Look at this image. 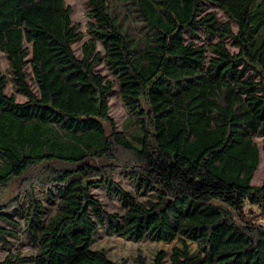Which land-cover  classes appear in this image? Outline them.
Listing matches in <instances>:
<instances>
[{
    "label": "trees",
    "instance_id": "1",
    "mask_svg": "<svg viewBox=\"0 0 264 264\" xmlns=\"http://www.w3.org/2000/svg\"><path fill=\"white\" fill-rule=\"evenodd\" d=\"M87 3L84 38L66 0H0V54L25 99L0 69V264H123L94 246L102 234L177 241L171 264H264V226L244 221L264 206V0ZM23 236L33 253L12 249Z\"/></svg>",
    "mask_w": 264,
    "mask_h": 264
},
{
    "label": "rangeland",
    "instance_id": "2",
    "mask_svg": "<svg viewBox=\"0 0 264 264\" xmlns=\"http://www.w3.org/2000/svg\"><path fill=\"white\" fill-rule=\"evenodd\" d=\"M66 1L67 4L72 9L73 22L78 25L80 31L84 34V38H87V25L90 21H92L91 17H89L88 15L90 8L88 6L87 0H66ZM114 4L115 2H113V5ZM211 11H214V9L211 8ZM119 16H121V13L119 14ZM219 17L221 23H230L233 31L237 33L238 26L235 22L229 20L228 18H226L221 14L219 15ZM84 41L85 39L73 45L75 54L78 58L82 57V45ZM227 47L231 53H238L239 51V49L236 47L234 40H228ZM209 56L210 54H208V57ZM240 67H242V65H240ZM0 69L3 75L7 77L6 93L8 95L15 93L12 88L13 82L11 79V73L9 71L8 60L5 54H0ZM97 72L104 75L106 79L115 80L113 74L105 64H100L97 67ZM251 77L255 80H259L258 75H256L255 73H252ZM31 86L34 89H36L35 84L31 83ZM15 96L18 101L25 100L24 97L18 93H15ZM110 105H111L110 116L117 122L118 127L121 129L124 120L127 118V111L122 104L119 94V87L117 84L115 86L114 92L110 97ZM263 141H264L263 138L257 139V142L259 143L261 149V161H260V166L256 171L254 180L252 182L254 186H261L264 184V151L262 149ZM118 176L119 175L116 176L118 181H125L126 178L125 176L121 177V179H119ZM127 182L126 183L120 182L119 184H121L122 186L125 185V187L128 190L133 191L134 187L132 183H127ZM16 191H17L16 188H12V192H16ZM92 191L94 195L100 201H102L108 212L110 213L121 212V206L119 202H117L116 200L109 199L104 193V190L102 188L93 189ZM52 213H53V209L49 208L48 214L51 215ZM244 221L251 222L253 224H256L257 226H264V206L253 207L249 204H246L244 209ZM94 246L98 248L106 249L111 259L117 262H122L123 264H139L137 262L139 254H141L142 257H145L146 261L150 263L152 261L151 259L153 258V254L155 252H165L167 255L165 260L163 261V264H171L170 256L172 254L173 249L179 247V244L177 241L171 244H164V243L155 244L149 241L132 242L117 237H107L102 234L97 236V238L95 239ZM189 248L192 255L197 254L196 247L193 244H189ZM12 249L21 250L26 253H33L32 246L30 245L28 239L24 236L20 241L12 240ZM5 253L6 250L2 249V247L0 246V260L4 257Z\"/></svg>",
    "mask_w": 264,
    "mask_h": 264
}]
</instances>
